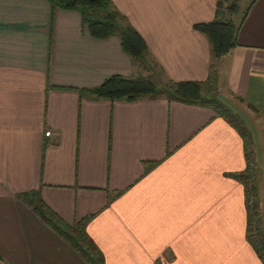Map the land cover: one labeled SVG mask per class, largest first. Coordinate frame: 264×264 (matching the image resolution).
Here are the masks:
<instances>
[{"label":"crops","instance_id":"0c3cea01","mask_svg":"<svg viewBox=\"0 0 264 264\" xmlns=\"http://www.w3.org/2000/svg\"><path fill=\"white\" fill-rule=\"evenodd\" d=\"M112 2L160 81L214 70L231 113L164 96L87 97L111 75L135 74L119 39L92 37L79 12L50 0H0V260L86 264L20 197L36 192L63 222L87 218L105 264H264L248 240L241 178L250 163L264 171V0L239 16L237 44L216 60L195 25L214 18L218 0Z\"/></svg>","mask_w":264,"mask_h":264},{"label":"trees","instance_id":"16d2710c","mask_svg":"<svg viewBox=\"0 0 264 264\" xmlns=\"http://www.w3.org/2000/svg\"><path fill=\"white\" fill-rule=\"evenodd\" d=\"M254 1H249L242 17ZM50 3L54 8L79 12L83 27L92 37L104 39L116 36L122 50L129 56L134 67H140L146 72L150 71L158 77L156 79L151 75L145 76L139 70L132 76L114 74L100 85L82 90V94L90 98H103L111 101H134L144 97L164 96L168 100L211 107L222 111L224 114L231 113L218 97L217 75L214 70L210 71L208 78L204 81H173L171 79H166L164 82L160 81L161 67L154 59L150 58L146 42L128 18L116 8L112 0H50ZM236 5L237 0H218L214 18L209 22L195 25V29L208 40L212 60L227 54L237 44L239 23L230 17L231 13L236 11ZM211 66H213V62ZM232 122L234 125H238L235 123V119ZM247 155L250 157V153ZM250 171L251 167L248 172L241 176L242 180L245 181L248 173L250 175ZM253 191L255 192V190ZM20 197L32 207L40 220L79 252L86 264H105L101 250L86 234L87 218L70 225L46 208L36 192H25L20 194ZM250 219L248 213V225ZM261 236H263L262 232ZM248 240L261 257L262 250L257 247L254 240L249 237Z\"/></svg>","mask_w":264,"mask_h":264},{"label":"built area","instance_id":"2783aa9c","mask_svg":"<svg viewBox=\"0 0 264 264\" xmlns=\"http://www.w3.org/2000/svg\"><path fill=\"white\" fill-rule=\"evenodd\" d=\"M251 169H253V164L250 163ZM251 176V175H250ZM250 177H247L245 179L246 181V204L248 213L250 214V223H249V229H248V237L252 240H254L255 244L258 248L262 250V259L264 262V236H261V221L259 217V212L256 208V201L254 197V191L252 188V185L249 183Z\"/></svg>","mask_w":264,"mask_h":264},{"label":"rangeland","instance_id":"374dc122","mask_svg":"<svg viewBox=\"0 0 264 264\" xmlns=\"http://www.w3.org/2000/svg\"><path fill=\"white\" fill-rule=\"evenodd\" d=\"M250 0H237V5H236V11L231 13V16L230 14L227 13V15H229L235 22H237L238 18L240 15H242V13L244 12L247 4L249 3ZM228 12L229 9H227ZM135 73L136 71H140L141 73H143L145 76H148V75H151L153 78L155 77L154 74L150 71L146 72L144 71L142 68H138V67H135ZM164 82V80H163ZM248 120V119H247ZM236 122H238V117H236ZM254 162V161H253ZM255 164V163H254ZM256 165V164H255ZM250 170V169H249ZM264 171L260 170L259 174H258V169L256 167H254L253 169H251L250 171V175L248 173V177H250V180H249V183L252 185V186H255V182L258 181V179L260 180V178H262L261 175H263ZM254 190H255V187H254ZM257 194L256 192H254V197H255V201L257 203V200H256V197ZM258 210V209H257Z\"/></svg>","mask_w":264,"mask_h":264},{"label":"water","instance_id":"95a60500","mask_svg":"<svg viewBox=\"0 0 264 264\" xmlns=\"http://www.w3.org/2000/svg\"><path fill=\"white\" fill-rule=\"evenodd\" d=\"M0 264H4V263L0 260Z\"/></svg>","mask_w":264,"mask_h":264}]
</instances>
